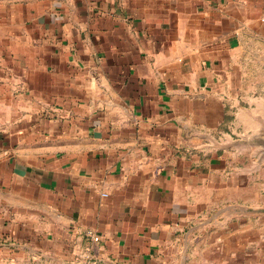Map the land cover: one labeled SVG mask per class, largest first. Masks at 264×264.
Masks as SVG:
<instances>
[{
    "label": "crops",
    "instance_id": "obj_1",
    "mask_svg": "<svg viewBox=\"0 0 264 264\" xmlns=\"http://www.w3.org/2000/svg\"><path fill=\"white\" fill-rule=\"evenodd\" d=\"M255 81L264 0L0 3V264H264Z\"/></svg>",
    "mask_w": 264,
    "mask_h": 264
},
{
    "label": "rangeland",
    "instance_id": "obj_2",
    "mask_svg": "<svg viewBox=\"0 0 264 264\" xmlns=\"http://www.w3.org/2000/svg\"><path fill=\"white\" fill-rule=\"evenodd\" d=\"M19 2V1H23V0H0V3H4V2ZM262 84L264 85V83L263 82H258V81H255L254 82V86H255V88H261V86H262ZM257 182V181H256ZM257 199H259V198H257V197H254V201L255 200H257ZM250 213L251 214H253V215H255V217H259V214H261V211H259V209H256V210H252V211H250ZM243 214H245V215H249V213L247 212H243V211H241L240 212V215L241 216H244ZM212 229H213V227H212ZM210 233V232H209ZM209 233H207V234H209ZM206 239H208V236L207 237H205ZM202 244L203 245H207L208 243H206L205 241L204 242H202Z\"/></svg>",
    "mask_w": 264,
    "mask_h": 264
},
{
    "label": "built area",
    "instance_id": "obj_3",
    "mask_svg": "<svg viewBox=\"0 0 264 264\" xmlns=\"http://www.w3.org/2000/svg\"><path fill=\"white\" fill-rule=\"evenodd\" d=\"M88 236L93 240V241H97L98 238L94 237L92 234L88 233ZM86 264H95V263H86Z\"/></svg>",
    "mask_w": 264,
    "mask_h": 264
}]
</instances>
